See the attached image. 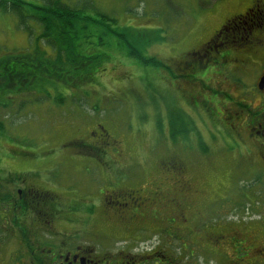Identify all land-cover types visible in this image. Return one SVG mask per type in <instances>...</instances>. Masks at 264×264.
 <instances>
[{"label": "rangeland", "instance_id": "rangeland-1", "mask_svg": "<svg viewBox=\"0 0 264 264\" xmlns=\"http://www.w3.org/2000/svg\"><path fill=\"white\" fill-rule=\"evenodd\" d=\"M60 1L73 8L84 7L91 16L103 15L116 20L118 28L142 32L147 44L143 48L144 56L162 66L148 63L145 66L139 59L127 57L125 52L124 55L118 53L112 63H105L100 85L91 91L97 96L93 102H97L98 107L95 111L83 110L85 114L100 113L99 119H77L73 115L56 118L55 113L53 120L46 119L52 113L46 115L41 111L43 104L25 105L18 110V100L9 110L0 107V123L5 128L4 133H0L3 166L7 164L25 171L35 163L52 159L54 164L45 172L72 179L77 186L82 184L81 193H87L90 175L87 157L76 154L66 141L89 140L87 132L99 123L118 142L119 154L112 150L108 154L110 168H116L112 173L137 180L142 186L148 185L147 189L163 181L167 185L162 186L165 189L175 186L169 185L175 183V173H181L183 168L184 178L193 192L192 204L198 210L203 207L213 210L216 217L226 212L227 216L223 217L232 224L264 220V160L261 159L264 154L254 141L250 142L242 121L234 118L235 123L226 119L224 125L221 122L223 117L234 116L239 104L244 112L246 103L251 104L250 111L256 112L262 99L239 96L237 85L227 78V69L211 61L212 58L203 66L192 62L187 70H180L183 58H191L187 54L200 53L203 44L220 26L228 21L236 23L234 16L247 11L253 0ZM252 24L248 20L232 28L244 34L253 28ZM40 34L36 21L28 20L22 26L14 14L0 10L2 52L29 50L31 44L40 42ZM242 43L233 44V48ZM42 45L47 48L44 42ZM101 50L109 52L107 46ZM255 56L258 57L254 65L247 64L246 89L255 87L264 73V52ZM0 100L6 97L1 96ZM204 102L210 105L203 106ZM173 112L186 115L183 122L189 130L186 139L178 135L173 140ZM187 117L192 121V131ZM233 125L240 130L239 143L231 137V127L232 131L236 129ZM177 129L180 132L179 126ZM200 142L206 150L201 149ZM177 165L180 167L175 168ZM173 242L176 251L178 241L174 238Z\"/></svg>", "mask_w": 264, "mask_h": 264}, {"label": "flooded vegetation", "instance_id": "flooded-vegetation-1", "mask_svg": "<svg viewBox=\"0 0 264 264\" xmlns=\"http://www.w3.org/2000/svg\"><path fill=\"white\" fill-rule=\"evenodd\" d=\"M234 17L236 23L221 25L200 53L187 54L191 58H183L180 70L192 62L203 66L212 58L227 69L239 96L261 98L243 128L264 154V89L259 88L264 73L255 87L246 89L244 83L247 64L254 65L255 55L264 52V0H253L247 11ZM248 20L253 23L248 32L232 28ZM94 126L87 132L89 140L66 143L87 157V193H81L82 184L45 172L52 159L25 171L0 163L7 170L0 169V264H264V220L232 224L225 220L226 212L216 217L213 210H198L183 168L169 185L175 186L165 189L163 181L147 189L112 173L116 168H110L108 154H119L118 142L104 126ZM230 132L239 143L240 130L231 127Z\"/></svg>", "mask_w": 264, "mask_h": 264}, {"label": "trees", "instance_id": "trees-1", "mask_svg": "<svg viewBox=\"0 0 264 264\" xmlns=\"http://www.w3.org/2000/svg\"><path fill=\"white\" fill-rule=\"evenodd\" d=\"M0 10L14 14L22 26L28 20H34L41 28L40 42L31 44V49L15 53L0 50V97H6V100H0L2 108L9 110L18 100V110L25 105L43 104L41 111L46 115L52 113L46 119L53 120V113L56 118L73 115L77 119H99L100 113L85 114L83 110L95 111L98 107V103L93 102L97 96L91 91L100 85L99 79L106 71L105 63H112L118 53L124 55L125 52L127 57L137 58L145 66L146 63L162 66L153 58L144 56L143 48L147 44L142 32L118 28L116 20L103 15L91 16L84 7L73 8L60 0H0ZM106 46L109 52L101 50ZM205 105L210 104L204 102ZM238 106L234 116L228 115L229 119L223 117L221 121L226 119L233 123L235 118L243 122L254 117L251 107L245 105L244 112L240 107L242 104ZM184 118L185 114L173 112V140L178 135L187 138L189 130L183 123ZM187 119L192 131V121ZM4 131L0 123V133ZM231 137L237 142L235 134L232 133ZM201 142V149L206 150ZM19 155L26 156L23 153Z\"/></svg>", "mask_w": 264, "mask_h": 264}, {"label": "water", "instance_id": "water-1", "mask_svg": "<svg viewBox=\"0 0 264 264\" xmlns=\"http://www.w3.org/2000/svg\"><path fill=\"white\" fill-rule=\"evenodd\" d=\"M259 88H260L261 90L264 89V76L260 79V82H259Z\"/></svg>", "mask_w": 264, "mask_h": 264}]
</instances>
